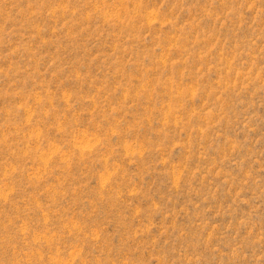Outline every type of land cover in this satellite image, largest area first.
<instances>
[{"label":"rangeland","instance_id":"374dc122","mask_svg":"<svg viewBox=\"0 0 264 264\" xmlns=\"http://www.w3.org/2000/svg\"><path fill=\"white\" fill-rule=\"evenodd\" d=\"M0 264H264V0H0Z\"/></svg>","mask_w":264,"mask_h":264}]
</instances>
